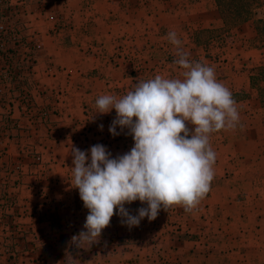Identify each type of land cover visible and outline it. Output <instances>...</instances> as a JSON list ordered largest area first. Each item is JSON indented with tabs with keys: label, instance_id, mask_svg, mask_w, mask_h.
I'll return each mask as SVG.
<instances>
[{
	"label": "crops",
	"instance_id": "crops-1",
	"mask_svg": "<svg viewBox=\"0 0 264 264\" xmlns=\"http://www.w3.org/2000/svg\"><path fill=\"white\" fill-rule=\"evenodd\" d=\"M261 1L264 6V0ZM31 2L34 7L37 0ZM44 2L48 5L47 0ZM59 2L66 8L62 13L64 22L61 27L45 26V32L37 28L40 14L53 24L57 16L49 9L42 13L33 9V15L38 18L34 23L38 34L32 76L39 83L50 86L54 83L63 94L57 104V115L75 124L66 130L67 134L63 133V141L52 148L55 163L48 175L55 187L51 189L49 201L61 203L57 206L60 210L56 211L60 237L68 238L65 244L79 252L71 264H264V94L257 93L243 77L225 81L232 94L237 95L234 99L240 107V123L229 133L222 131L214 134L213 139L210 137L214 140L212 149L220 156L215 163L210 191L196 209L186 212L183 206L173 205L167 211L161 210L155 220L144 218L139 226L132 228L123 225L121 218L114 215L98 243L89 249L71 244V237L83 230L88 214L72 182L71 146L87 151L93 145L102 144L113 157L128 152L133 146L127 130L115 137L109 134L115 110L96 114L95 101L105 94L123 96L135 83L159 75L166 60L176 57L175 46L167 39L169 31L177 32L189 54L203 42L195 37L194 22L199 16L200 4L194 2L189 5L186 0H148L144 5L134 0ZM156 7L160 8L155 10ZM48 30H51L49 34ZM234 40V36H229V42L218 49L223 52L220 58L228 54L232 58L244 55L248 62L264 56L261 55L264 36L257 45V59L249 57L251 50L239 49ZM212 45L214 41L208 39L205 46ZM207 47L202 50L206 51ZM124 56L131 57L123 59ZM44 60L49 63L47 67H41L40 62ZM61 76L65 77L64 81L56 82ZM258 86L263 88L264 81ZM247 104L255 106L249 109ZM84 120L91 122L89 132H85L86 142L71 141L70 136L80 132ZM252 122L255 125H250ZM229 168L234 171L227 173ZM125 207L135 214L146 205L135 201ZM39 226L35 225L33 230L37 236L50 230L54 232V225L45 231ZM171 228L178 230L173 234Z\"/></svg>",
	"mask_w": 264,
	"mask_h": 264
},
{
	"label": "rangeland",
	"instance_id": "rangeland-1",
	"mask_svg": "<svg viewBox=\"0 0 264 264\" xmlns=\"http://www.w3.org/2000/svg\"><path fill=\"white\" fill-rule=\"evenodd\" d=\"M47 1L48 5L43 0H37L33 7L31 0H0V264H71V259L79 255L77 249L65 244L68 238L60 237L62 234L57 229L56 211L61 203L49 201L54 185L48 179L52 164L55 163L52 148L63 141V133L67 134L66 130L75 124H69L57 115V104L63 94L56 89L54 83L51 86L44 82L39 83L32 76L37 57L36 29L45 32V26L61 27L64 22L62 13L66 8L59 2L62 0ZM134 2L144 5L148 0ZM186 2L187 5L193 2L200 4L197 6L199 16L194 26L195 37L203 44L198 49L194 48L190 54L191 60L214 67L218 81L226 87L228 85L225 83L229 78L232 81L236 77H243L248 82L250 78H254L253 81L264 79V56L258 61L246 62L244 55H233L236 59L234 62L232 57H227L229 54L223 59L220 58L223 52L218 51L229 42V36H234L238 48L251 50L249 57L255 59L257 45L264 36V6L260 4L257 7H247L245 10L249 12L248 19L224 31L218 11L214 8V0ZM159 8L156 7L155 10ZM33 9L40 13L49 9L57 19H54L53 24L51 19L40 14V26L35 28L34 23L38 18L33 15ZM188 28L192 29L191 23H188ZM183 29L187 31L185 26ZM49 31L51 30H48V34ZM208 39L214 41V45L209 48L205 46ZM204 47H207L206 51L202 50ZM263 54L264 51L261 55ZM127 57L130 59L131 56ZM127 57L124 56L123 59ZM176 58L169 57L162 72L158 74L166 78H182L183 69L174 63ZM40 63L41 67L49 64L45 60ZM258 67L263 68L255 71ZM62 79L64 81L65 77H58L56 82H62ZM254 106L253 104L249 109ZM237 108L239 110L240 107ZM85 121L80 124V132L70 136L71 141L86 142L88 137L86 138L85 132H89L91 122L86 121V124ZM251 124L255 125L254 122ZM8 131H12L10 138ZM222 131L224 130L214 132L210 137L213 139L214 134H221ZM211 141L214 143L210 139V144ZM216 154L217 162L220 154ZM230 171L233 172L234 169L229 168L227 173ZM16 179H19L18 182ZM35 225L44 231L49 225H54V232L50 230L37 236L33 232ZM170 230L174 234L178 229Z\"/></svg>",
	"mask_w": 264,
	"mask_h": 264
},
{
	"label": "clouds",
	"instance_id": "clouds-1",
	"mask_svg": "<svg viewBox=\"0 0 264 264\" xmlns=\"http://www.w3.org/2000/svg\"><path fill=\"white\" fill-rule=\"evenodd\" d=\"M167 39L175 46L182 78L156 75L123 96L105 94L95 101L96 114L115 110L108 132L115 137L127 130L131 149L113 157L102 144L87 151L71 146L72 182L88 210L83 230L71 237L75 248L98 243L114 215L132 228L173 205L196 209L215 176L210 135L240 123L237 102L214 67L191 60L176 31ZM135 201L146 207L132 214L125 205Z\"/></svg>",
	"mask_w": 264,
	"mask_h": 264
},
{
	"label": "trees",
	"instance_id": "trees-1",
	"mask_svg": "<svg viewBox=\"0 0 264 264\" xmlns=\"http://www.w3.org/2000/svg\"><path fill=\"white\" fill-rule=\"evenodd\" d=\"M215 7L218 11V15L221 19L222 23V30L229 29L232 25H237L245 22L249 17V12H247L245 9L247 7H257L261 4V0H214ZM208 32H211V30H208ZM216 37V35L214 36ZM263 67H258L255 69V71H261ZM254 78L249 79V84L251 88H255L257 93L264 94V87L260 88L258 86L259 81H264V79L261 78V80L253 81ZM237 98V95H233V98ZM12 130V129H11ZM9 132V131H8ZM11 132H9L10 135H8V138L11 136Z\"/></svg>",
	"mask_w": 264,
	"mask_h": 264
}]
</instances>
